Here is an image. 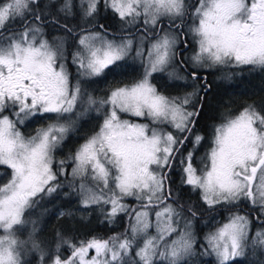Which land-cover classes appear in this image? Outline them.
<instances>
[{
	"label": "snow or ice",
	"instance_id": "6c2138e0",
	"mask_svg": "<svg viewBox=\"0 0 264 264\" xmlns=\"http://www.w3.org/2000/svg\"><path fill=\"white\" fill-rule=\"evenodd\" d=\"M101 3L122 30L139 25L140 35L110 39L103 24L91 31ZM77 17L86 24L75 23ZM189 37L196 44L190 64ZM136 64L140 71L132 75ZM214 67L264 69V0H0V166L11 170L0 183V264H25L29 251L39 253L40 264H197L208 256L214 264H257L249 257L264 264V226L254 229L249 215L237 211L246 202L264 225V105L249 103L226 116L199 169L193 153L182 151L190 138L193 147L204 139L193 134L210 90L198 69ZM158 73L193 81L191 90L166 95L152 82ZM109 74L120 78L106 96L87 91V82ZM93 112L102 117L98 131L57 160V149ZM26 122L38 125L34 135L21 131ZM175 163L208 210L228 213L199 247L193 222L200 212L181 204L168 183ZM62 176H70L82 207L108 205L110 221L127 215L126 232L78 245L57 233L51 253L35 229L21 240L17 226L25 213L60 195ZM128 197L139 208L123 203ZM61 245L69 255H60Z\"/></svg>",
	"mask_w": 264,
	"mask_h": 264
},
{
	"label": "trees",
	"instance_id": "16d2710c",
	"mask_svg": "<svg viewBox=\"0 0 264 264\" xmlns=\"http://www.w3.org/2000/svg\"><path fill=\"white\" fill-rule=\"evenodd\" d=\"M75 23L85 25L86 22L79 20ZM121 21L110 11L105 10L103 3L100 5V11L96 17L94 25H88L91 31H96L98 28L96 25L103 24L106 29H108V36H116V34L121 33L120 35H127L129 32H135V28L132 30L118 31L116 26H118ZM137 27H140L139 25ZM51 30V29H49ZM136 35H140L139 32H135ZM74 41V40H73ZM189 64V63H188ZM136 66V65H135ZM189 67L182 69V74L185 71H189ZM200 69H198L199 71ZM204 75L207 78L208 85L210 90L203 101V108L200 110V116L196 121V125L193 128V134H199L204 139L203 142L210 141L212 137V132L215 126L220 124L224 118L228 115L237 114L243 107L249 103H255L256 105H264V69L260 68H229V67H219L215 70H206L204 69ZM139 71L132 73L136 75ZM163 76L162 74H156L155 84L159 85L157 81ZM131 76H126L125 80L130 79ZM158 79V80H157ZM157 80V81H156ZM160 81H162L160 79ZM190 84L193 81L188 80ZM183 82H181V85ZM184 85V84H183ZM179 86V84L177 85ZM185 88V85L183 86ZM172 89V93L175 95H183V90H175L174 87L168 86L164 88L163 91L167 94V91ZM73 143V136L69 134L68 138L64 141V144L57 149L55 156L58 160L62 154V150L65 147H70ZM193 145L191 143V138L185 143V148L182 149L183 152L191 151ZM3 169V168H1ZM170 179L168 183L171 185L174 192L179 193L181 197V204L191 203L197 208L200 212V215L193 222V229L198 238V247L203 243V237L206 234V231L210 223L217 219L220 222L224 221L228 213L224 208H220L218 211H211L207 209V206L203 204V201L200 199L201 193L199 190L192 191L189 186H186L182 183V172L181 165L178 163L173 164L171 171L168 173ZM64 182V187L60 189V195L54 194L52 197H45L46 204L44 207L48 210V223L53 226H58L65 224L72 226V212H75L77 216L81 219L76 221L77 229L76 233H73V229L65 233L68 241L74 244H79L80 241H87L93 237L107 240L113 236H119L122 233H125L128 229L130 220L129 217L125 214H121L116 217L114 220H109L106 218V212L109 210L108 205H99L94 206L93 208H88L87 212L85 208L81 207L79 201V195L68 187V179L65 177H60ZM133 199H124L123 203L126 205H131L129 208H139V205H134ZM62 210L65 215L63 217H58V212ZM237 211L240 214L249 215L250 219L253 220L252 226L262 227L260 221L255 219V213L250 210V207L246 202H241V205L238 207ZM70 214V215H69ZM87 220V221H86ZM71 230V231H70ZM61 256H67L70 254V249L67 245H61L59 249ZM250 261H256L257 257H249ZM28 264H40L38 259H34ZM197 264H214V257H202L198 258Z\"/></svg>",
	"mask_w": 264,
	"mask_h": 264
},
{
	"label": "rangeland",
	"instance_id": "374dc122",
	"mask_svg": "<svg viewBox=\"0 0 264 264\" xmlns=\"http://www.w3.org/2000/svg\"><path fill=\"white\" fill-rule=\"evenodd\" d=\"M191 2L192 3H195V0H191ZM79 20H80L79 17H77L75 22H77ZM135 27H137V26H134L132 28H127V29L122 30V22L118 26H116V28H117L118 31L132 30ZM120 34L121 33H118L114 37L108 36V38H110V39L115 38V39L119 40L122 36L125 35V34L124 35H120ZM48 35H49L50 38H58V37H55L54 36L52 30H49L48 31ZM149 38H151V37H149ZM189 39H190L191 43L194 46L193 50H191V53H189V54L186 55V57L189 58L186 63H189L190 64V57L192 56V54L196 50V44H195V41L191 39V37H189ZM74 47H75V42H74L73 47H71L70 44H68V50L73 49ZM135 68H136L137 71H140V66L139 67L135 66ZM217 68H219V67H214V68L206 69V70H215ZM158 74H162V73H158ZM155 76H154V79H155ZM163 76H164V78L166 80L168 79V77H167L166 74L163 73ZM168 81H169V79H168ZM152 82L155 84V81L154 80ZM176 82H183V81H175V82L169 81V83L173 87H174V85H175ZM183 84H184V82H183ZM190 86H191V84L187 81V84H185V87L186 88H189V90H187V91H190L191 90ZM85 87L87 88V91L90 92L95 87V83L89 81V82H87L85 84ZM159 90L161 91L160 88H159ZM171 91H172V89H170V91L168 90L166 95H174ZM185 92H186V90H183V94ZM124 118L132 119L135 122H146V121L140 120L139 118L128 117L126 115L124 116ZM101 121L98 123V127H97V130L96 131H98L99 124L101 123ZM30 123H32V122H26L25 125L21 126V131L23 133L25 131H27V130H28L27 132H32L33 131L32 132V135H34L35 134L36 125H35V123H32L31 125H33V126H31L29 128V126L28 125L26 126V124H30ZM23 128H25V131H23ZM212 133L214 134V129H213V132ZM213 134H212V137H213ZM212 137L210 138V141L203 142L202 144H199L198 146L193 147L192 150H191V152L193 153L194 166L197 167L198 169L200 167H202V161H203V159L205 158L206 154L208 153V151L210 150V148L212 146ZM85 139L86 138H84L78 145L82 144ZM1 168H3V169H1ZM70 170H71V168H70ZM70 170H68L69 173H70ZM10 172H11V170L8 169L6 166H0V183H6L7 180L10 179ZM69 178H70V176H69ZM128 198L133 199L131 197H128ZM128 198H126V199H128ZM79 201H80V197H79ZM132 201L134 202V205H139L140 204V202L139 201H136L135 199H133ZM45 204H46V199L44 198L42 201H40L39 205H37L34 209H32L29 212L25 213V217H24L25 222H24L23 225L17 226V228L19 229V231L17 232V235H18V237L21 240H26V239H28L29 235H32L33 234V231L35 229V235L38 237L39 241L41 242V246L45 249L46 252L51 253V252H54L56 250V245L60 241V237L57 235V233H60L63 236V238L65 240H67V238L70 237V236H67L65 233H67V231L69 230V228L71 230L72 229L74 230L73 233H76L75 232L76 229H77L76 221L80 220L81 218L79 216H77V214L75 212H72L71 213V215H72V221H71V223H72L73 228H71L70 225H67L66 226L65 224L58 225V226L57 225L56 226H53V225H51V224L48 223L49 216H48V210H47V208L44 207ZM94 206H97L98 207L99 205H93L92 207H89V208H93ZM127 206L130 207L131 205H127ZM82 208H84V207H82ZM85 210L87 212H89L88 211V208H85ZM60 213H64V211L60 210L58 212V217L60 216L59 215ZM82 219H84V218H82ZM218 221L219 220H217V219L213 220L210 223V225H209L206 233L209 232L210 230H214L215 227H217V222ZM259 228L260 227H255L254 229H259ZM203 240H204V237H203ZM92 254H94V253L90 251V255H92ZM38 256H39V253H37L35 251H29L28 253H26L24 255L25 264H28V262L33 261V258L34 259H37Z\"/></svg>",
	"mask_w": 264,
	"mask_h": 264
},
{
	"label": "flooded vegetation",
	"instance_id": "af4514ba",
	"mask_svg": "<svg viewBox=\"0 0 264 264\" xmlns=\"http://www.w3.org/2000/svg\"><path fill=\"white\" fill-rule=\"evenodd\" d=\"M96 26L98 28L99 25H96ZM69 44H70L71 47H73L74 41L73 40H69ZM193 48H194V46H193V44L191 43V41L189 39V46H188V48L184 49V56L186 57L187 54L191 53V50H193ZM71 50L72 49H70L68 51L70 52ZM136 66L139 67V64H136ZM68 68H69V71L72 74V80H73V82H75V80L77 79V73H76L75 67L72 66L69 63ZM199 71H200V73H204L205 70L204 69H201ZM186 72L187 71H185V73ZM125 77H124V79H125ZM119 78L120 77L114 76L112 74H109V75L104 76V77L96 78V81L94 82L95 83V87L89 93H91L93 96H95L97 98L106 96L109 85L114 81V79H119ZM160 79L162 81H160ZM160 79H159V81H157L158 79L156 80L157 83H159V85H160V87L158 85H156L157 88H158V90H159V88L163 90L164 88H166L168 86H171V84L169 83L168 79L166 80L164 78V76H162ZM178 84H179V86H177ZM184 85H185V83H184ZM184 85L183 84L181 85V82H176L175 85H174V89L175 90L182 89V90H186V91L189 90V88H186V87L184 88L183 87ZM101 120H102V117L101 116H97L96 113H94V112L90 114V117L88 119L82 120L77 125V127L75 128V130L72 133H70L73 136V143H72V145L70 147H65L62 150V154H61V156H60V158L58 160H60V159H66L71 153H74L75 150L79 147L78 144L84 138H87L88 136H90L91 134H93L97 130L98 123ZM32 123H35V122H32ZM32 123L26 124V126L28 125L29 128H30L31 126H33V125H31ZM35 125H36V127L38 126L36 123H35ZM23 131H25V128H23ZM27 131L24 132L25 135L32 134V132H33V131L32 132H27ZM70 168H71V166L69 165L68 166V170H70Z\"/></svg>",
	"mask_w": 264,
	"mask_h": 264
}]
</instances>
